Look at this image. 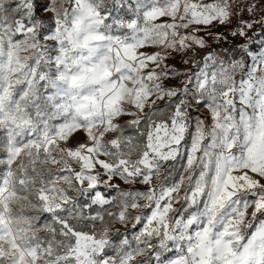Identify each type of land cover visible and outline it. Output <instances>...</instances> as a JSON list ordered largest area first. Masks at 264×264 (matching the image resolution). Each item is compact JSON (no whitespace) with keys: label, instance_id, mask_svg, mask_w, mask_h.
<instances>
[{"label":"snow or ice","instance_id":"6c2138e0","mask_svg":"<svg viewBox=\"0 0 264 264\" xmlns=\"http://www.w3.org/2000/svg\"><path fill=\"white\" fill-rule=\"evenodd\" d=\"M261 36L264 0H0V264H264Z\"/></svg>","mask_w":264,"mask_h":264},{"label":"rangeland","instance_id":"374dc122","mask_svg":"<svg viewBox=\"0 0 264 264\" xmlns=\"http://www.w3.org/2000/svg\"><path fill=\"white\" fill-rule=\"evenodd\" d=\"M244 19H249V17L245 14ZM235 27H228V26H222V25H216L214 28L211 29L212 32L214 33H223L225 36H228V41L227 42H220V43H217L216 41L212 40L211 38H209V43L211 44V47L212 48H217V47H222L224 45H227V44H230V43H243L242 40H240L239 38H233L230 36V31L233 30ZM261 31V28H260V25H256V27L253 29V32H260ZM253 33L250 32L249 35H252ZM201 35H204V33H201ZM260 40H264V36H261L259 40H257V45H259L260 43ZM207 51V49L205 50ZM171 63H174L176 65L177 68L183 70V68L185 67L183 64H182V61L180 59L179 56H177L175 59H173L171 61ZM120 227V226H118ZM123 231V229H121Z\"/></svg>","mask_w":264,"mask_h":264},{"label":"trees","instance_id":"16d2710c","mask_svg":"<svg viewBox=\"0 0 264 264\" xmlns=\"http://www.w3.org/2000/svg\"><path fill=\"white\" fill-rule=\"evenodd\" d=\"M228 27H235L236 26V21L234 20L233 21V23L231 24V25H227ZM237 43H230V44H227V45H224V46H222V47H217V48H215V49H217V50H222V49H225V48H232L234 45H236ZM258 46V45H257ZM122 187H127V186H125V185H122ZM135 188L136 189H138V190H144V186L143 185H136L135 186ZM119 225H117V227H118Z\"/></svg>","mask_w":264,"mask_h":264},{"label":"built area","instance_id":"2783aa9c","mask_svg":"<svg viewBox=\"0 0 264 264\" xmlns=\"http://www.w3.org/2000/svg\"><path fill=\"white\" fill-rule=\"evenodd\" d=\"M206 114V113H205Z\"/></svg>","mask_w":264,"mask_h":264}]
</instances>
